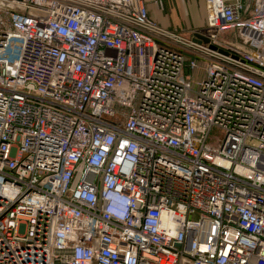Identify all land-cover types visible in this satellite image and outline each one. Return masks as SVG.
I'll list each match as a JSON object with an SVG mask.
<instances>
[{"label":"built area","instance_id":"1","mask_svg":"<svg viewBox=\"0 0 264 264\" xmlns=\"http://www.w3.org/2000/svg\"><path fill=\"white\" fill-rule=\"evenodd\" d=\"M205 9L0 0V264H264V0Z\"/></svg>","mask_w":264,"mask_h":264},{"label":"crops","instance_id":"2","mask_svg":"<svg viewBox=\"0 0 264 264\" xmlns=\"http://www.w3.org/2000/svg\"><path fill=\"white\" fill-rule=\"evenodd\" d=\"M146 6L159 25L182 34L206 25L205 0H147Z\"/></svg>","mask_w":264,"mask_h":264},{"label":"rangeland","instance_id":"3","mask_svg":"<svg viewBox=\"0 0 264 264\" xmlns=\"http://www.w3.org/2000/svg\"><path fill=\"white\" fill-rule=\"evenodd\" d=\"M147 1V0H146ZM147 6H148V4H147ZM161 26V25H160ZM186 36H188V37H191L192 36V31L191 32H189V33H184ZM221 38V40H223L224 42H230L229 40H227V38L226 37H220ZM197 80H199L200 78L199 77H197L196 78ZM213 137H216L217 139L214 141L215 143H213ZM222 138L223 137V133L222 132H220V131H218V130H214L213 131V133H212V137H211V140H210V144L212 145V146H216V147H219V143H218V138Z\"/></svg>","mask_w":264,"mask_h":264},{"label":"water","instance_id":"4","mask_svg":"<svg viewBox=\"0 0 264 264\" xmlns=\"http://www.w3.org/2000/svg\"><path fill=\"white\" fill-rule=\"evenodd\" d=\"M196 36H197V37H200V35H198V34H197ZM204 40H205L206 42H208V40H207V39H204Z\"/></svg>","mask_w":264,"mask_h":264}]
</instances>
